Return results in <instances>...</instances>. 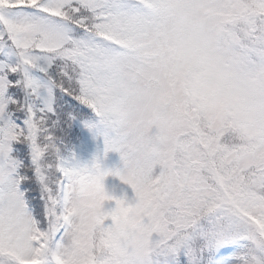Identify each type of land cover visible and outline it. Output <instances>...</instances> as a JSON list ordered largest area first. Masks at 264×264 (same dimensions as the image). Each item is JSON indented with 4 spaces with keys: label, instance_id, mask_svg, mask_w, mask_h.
<instances>
[{
    "label": "snow or ice",
    "instance_id": "snow-or-ice-1",
    "mask_svg": "<svg viewBox=\"0 0 264 264\" xmlns=\"http://www.w3.org/2000/svg\"><path fill=\"white\" fill-rule=\"evenodd\" d=\"M76 120L124 174L62 154ZM0 264H264V0H0Z\"/></svg>",
    "mask_w": 264,
    "mask_h": 264
},
{
    "label": "trees",
    "instance_id": "trees-1",
    "mask_svg": "<svg viewBox=\"0 0 264 264\" xmlns=\"http://www.w3.org/2000/svg\"><path fill=\"white\" fill-rule=\"evenodd\" d=\"M82 123L79 120L70 122V124H62L56 130V135L59 137V144L62 154L73 162L82 164L86 161V157L93 150V142L91 136L87 133L91 132L88 128L81 131L79 128ZM75 159H72V157Z\"/></svg>",
    "mask_w": 264,
    "mask_h": 264
},
{
    "label": "rangeland",
    "instance_id": "rangeland-1",
    "mask_svg": "<svg viewBox=\"0 0 264 264\" xmlns=\"http://www.w3.org/2000/svg\"><path fill=\"white\" fill-rule=\"evenodd\" d=\"M102 146L105 149L104 140L102 141ZM105 161L100 165L101 169L104 170H120L121 174L125 173V168L121 160L120 153L115 151H108L106 153ZM158 170V169H157ZM105 192L114 198H124L126 202H134L135 192L130 185L122 182L119 176L108 175L103 180ZM104 207L106 210H110L115 207V199L106 200L104 202ZM111 221H105V224H109Z\"/></svg>",
    "mask_w": 264,
    "mask_h": 264
},
{
    "label": "clouds",
    "instance_id": "clouds-1",
    "mask_svg": "<svg viewBox=\"0 0 264 264\" xmlns=\"http://www.w3.org/2000/svg\"><path fill=\"white\" fill-rule=\"evenodd\" d=\"M129 168V171H132ZM106 195H108L105 192ZM106 200L102 198V194L97 190L95 185H86L83 187L77 186L74 198L71 204V210L78 214L80 218L86 224H93L95 220L103 215L106 210L104 207V202Z\"/></svg>",
    "mask_w": 264,
    "mask_h": 264
},
{
    "label": "bare ground",
    "instance_id": "bare-ground-1",
    "mask_svg": "<svg viewBox=\"0 0 264 264\" xmlns=\"http://www.w3.org/2000/svg\"><path fill=\"white\" fill-rule=\"evenodd\" d=\"M93 147L92 153L89 154V157H86V160L88 161H91L94 157H97L102 150V144L99 138L95 137L93 139Z\"/></svg>",
    "mask_w": 264,
    "mask_h": 264
}]
</instances>
